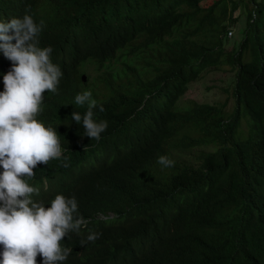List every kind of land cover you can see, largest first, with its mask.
<instances>
[{
	"label": "trees",
	"instance_id": "obj_1",
	"mask_svg": "<svg viewBox=\"0 0 264 264\" xmlns=\"http://www.w3.org/2000/svg\"><path fill=\"white\" fill-rule=\"evenodd\" d=\"M26 12L43 21L38 46L62 72L36 119L67 160L25 179L34 202L75 197L74 217L87 221L60 242L71 252L58 264H264V0H0V21ZM11 67L0 50V92ZM219 67L234 74L232 111L183 106L189 85ZM84 91L107 121L99 141L71 119L87 110L74 103ZM194 149V163L180 160ZM90 232L101 235L81 245Z\"/></svg>",
	"mask_w": 264,
	"mask_h": 264
},
{
	"label": "clouds",
	"instance_id": "obj_2",
	"mask_svg": "<svg viewBox=\"0 0 264 264\" xmlns=\"http://www.w3.org/2000/svg\"><path fill=\"white\" fill-rule=\"evenodd\" d=\"M42 27L43 21L38 25L27 12L22 18L0 21V50L12 64L3 76L4 91L0 92V264H36L38 255L43 264L65 261L71 249H62L60 242L69 233L79 235L87 224L83 217H74L78 208L75 197L56 195L46 209L33 201L38 188L25 179L35 175L38 164L63 157L56 130L36 119L44 93H56L62 76L59 66L50 60L52 48L38 46ZM91 95L84 91L75 96V105H87V110L83 117L73 111L71 119L82 122L84 135L99 141L108 125L94 120L97 102ZM99 111H104L103 106ZM157 163L173 165L166 156H160ZM100 235L90 232L80 243L95 242Z\"/></svg>",
	"mask_w": 264,
	"mask_h": 264
},
{
	"label": "rangeland",
	"instance_id": "obj_3",
	"mask_svg": "<svg viewBox=\"0 0 264 264\" xmlns=\"http://www.w3.org/2000/svg\"><path fill=\"white\" fill-rule=\"evenodd\" d=\"M244 25V16L238 19L235 27L231 30L233 35L230 39L227 38L226 49L229 51L232 45H237L242 38V27ZM232 44V45H231ZM227 67H219L218 69H211L203 72L196 81L189 85L186 94L181 99L183 106L188 102L222 105L226 104V110L231 112L233 109V99L230 96L229 90L233 78V72L227 70ZM93 71L91 68L88 69L87 73L83 76H92ZM240 131L245 134L247 126L244 122L241 123ZM198 149L192 151L179 152L180 160L184 163H194L197 156Z\"/></svg>",
	"mask_w": 264,
	"mask_h": 264
},
{
	"label": "built area",
	"instance_id": "obj_4",
	"mask_svg": "<svg viewBox=\"0 0 264 264\" xmlns=\"http://www.w3.org/2000/svg\"><path fill=\"white\" fill-rule=\"evenodd\" d=\"M231 36H232V33H231V32H229V33H228V37L230 38Z\"/></svg>",
	"mask_w": 264,
	"mask_h": 264
},
{
	"label": "water",
	"instance_id": "obj_5",
	"mask_svg": "<svg viewBox=\"0 0 264 264\" xmlns=\"http://www.w3.org/2000/svg\"><path fill=\"white\" fill-rule=\"evenodd\" d=\"M81 80L84 81V77L83 76H82Z\"/></svg>",
	"mask_w": 264,
	"mask_h": 264
}]
</instances>
